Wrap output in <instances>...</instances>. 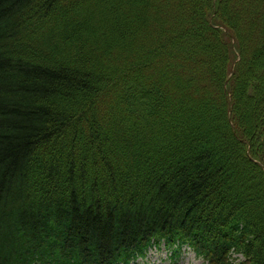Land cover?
<instances>
[{
    "label": "trees",
    "instance_id": "1",
    "mask_svg": "<svg viewBox=\"0 0 264 264\" xmlns=\"http://www.w3.org/2000/svg\"><path fill=\"white\" fill-rule=\"evenodd\" d=\"M264 264V0H0V264Z\"/></svg>",
    "mask_w": 264,
    "mask_h": 264
},
{
    "label": "rangeland",
    "instance_id": "2",
    "mask_svg": "<svg viewBox=\"0 0 264 264\" xmlns=\"http://www.w3.org/2000/svg\"><path fill=\"white\" fill-rule=\"evenodd\" d=\"M169 253L164 249L155 250L154 248L149 250L145 261H138L137 264H171L168 258ZM177 264H203L201 260L194 258V255L188 249L182 251L181 256L178 259Z\"/></svg>",
    "mask_w": 264,
    "mask_h": 264
}]
</instances>
